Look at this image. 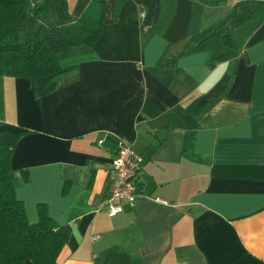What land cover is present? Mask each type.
<instances>
[{"label":"crops","instance_id":"crops-1","mask_svg":"<svg viewBox=\"0 0 264 264\" xmlns=\"http://www.w3.org/2000/svg\"><path fill=\"white\" fill-rule=\"evenodd\" d=\"M89 1L67 0L69 12ZM257 9L230 49L213 36L186 52L192 34ZM58 59L73 66L40 98L27 78L0 74V128L28 130L12 156L29 175L17 172L16 194L31 222L44 202L72 228L57 264H264V0H118L93 46ZM224 72L223 95L198 117L186 112ZM117 138L144 157L143 194L111 215Z\"/></svg>","mask_w":264,"mask_h":264},{"label":"trees","instance_id":"trees-1","mask_svg":"<svg viewBox=\"0 0 264 264\" xmlns=\"http://www.w3.org/2000/svg\"><path fill=\"white\" fill-rule=\"evenodd\" d=\"M217 4L223 0H203ZM118 0H90L80 15L69 12L67 0H0V74L28 79L35 97L61 86L58 77L73 65L60 64L58 55L77 45L93 46L105 24L113 22ZM238 9V7H236ZM155 19L158 10L154 9ZM240 11L236 23L225 17L198 31L186 43V52L209 48V39L219 37L230 49L232 31L254 18ZM230 57V50L209 58V64ZM231 75L224 72L206 91L194 96L184 110L194 117L219 99L229 86ZM27 129L0 128V264H57V258L71 234L69 223H59L47 204H37L38 219H28L24 201L16 194L17 172L24 180L28 170H16L12 156Z\"/></svg>","mask_w":264,"mask_h":264},{"label":"built area","instance_id":"built-area-1","mask_svg":"<svg viewBox=\"0 0 264 264\" xmlns=\"http://www.w3.org/2000/svg\"><path fill=\"white\" fill-rule=\"evenodd\" d=\"M104 139L99 140L102 144ZM143 155L136 151L131 141L123 138L115 140L109 164V178L112 188L106 200V211L115 215L125 206H134L143 194L140 189L139 173L143 167ZM94 235L92 238H97Z\"/></svg>","mask_w":264,"mask_h":264},{"label":"rangeland","instance_id":"rangeland-1","mask_svg":"<svg viewBox=\"0 0 264 264\" xmlns=\"http://www.w3.org/2000/svg\"><path fill=\"white\" fill-rule=\"evenodd\" d=\"M239 14H240V12H239ZM237 20V19H236ZM68 58H69V56H68ZM69 59H67V61H68ZM66 61V62H67ZM12 106H13V102L12 101H10L9 102V108H10V110H11V108H12ZM8 112H9V114H7V115H4L5 117H7V118H11V119H13L14 118V114H10V111L8 110ZM0 113H4V109L2 108V109H0Z\"/></svg>","mask_w":264,"mask_h":264}]
</instances>
